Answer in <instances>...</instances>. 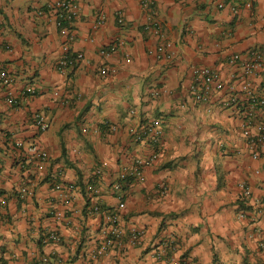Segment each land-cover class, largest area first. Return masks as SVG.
<instances>
[{"label":"crops","instance_id":"0c3cea01","mask_svg":"<svg viewBox=\"0 0 264 264\" xmlns=\"http://www.w3.org/2000/svg\"><path fill=\"white\" fill-rule=\"evenodd\" d=\"M77 1L71 47L84 58L62 71L49 0H0V70L13 77L0 92V264L45 255L58 264H264V144L255 159L243 135L247 93L238 86L200 101L192 91L195 66L228 82L239 70L230 58L264 45V0ZM156 19L170 44L161 58L149 52L162 41L147 28ZM112 43L118 48L102 55ZM250 80L264 97V76ZM230 94L238 102L224 107ZM37 112L48 130H38ZM152 121L159 141L138 139ZM34 144L46 158L29 150ZM153 152L143 179L128 174ZM112 210L121 212L124 245L104 252L103 211ZM135 228L145 231L140 244L131 241Z\"/></svg>","mask_w":264,"mask_h":264},{"label":"built area","instance_id":"2783aa9c","mask_svg":"<svg viewBox=\"0 0 264 264\" xmlns=\"http://www.w3.org/2000/svg\"><path fill=\"white\" fill-rule=\"evenodd\" d=\"M141 4L145 8L151 7L150 0H141ZM236 10V9H235ZM46 11L51 12L57 26L63 35L62 50L63 54L59 59L58 66L60 70L66 71L69 68H73L76 64L84 58V53L78 51L72 53L71 44L76 38V33L73 28L75 19L79 16V3L77 0H49L46 5ZM44 12L40 10L39 13ZM105 15L102 14L100 21L105 19ZM125 19L121 11L118 13V22L124 23ZM147 28L153 29L161 38L162 41L155 48H150L149 52L155 54L158 58L165 55L166 48L170 45L167 42L163 25L159 20H152ZM119 46V43H112L108 46H103L100 49L102 55H109L114 52ZM230 63L239 66V70L232 74L230 81H225L218 70H215L206 65H197L193 68V85L192 91L200 101H205L215 91H223L228 89L232 93L241 86L246 91L247 97L245 118L246 124L243 128V135L246 138L255 159L260 157L259 145L264 144V97L255 95L249 88L251 87V77L254 75L264 76V45H258L246 51L245 53H237L230 58ZM102 72H106L107 68L102 67ZM13 77L8 70H0V92L2 87L11 84ZM25 93H33L34 88L32 86L25 87ZM158 90H153L152 94L159 95ZM55 96L59 95V91L54 92ZM10 102H16V99L11 95L9 97ZM237 97L230 94L223 99L222 104L224 107H230L237 104ZM132 113L135 110L131 111ZM34 121L39 131H46L50 127V123L46 115L42 112H37L34 115ZM144 132V133H143ZM161 135V127L155 121H152L148 126L137 135L138 139L149 138L150 140L159 141ZM19 145L22 142L19 141ZM29 150L37 154L40 158L47 157V151L40 148L38 145H31ZM158 159V154L153 152L147 156L137 157L134 164L128 174L138 179H143V169L146 166L152 165ZM129 170V169H128ZM260 170H257L259 172ZM127 173V172H126ZM117 187L120 188L121 184L117 183ZM245 197L252 198L253 191L251 186L247 183L242 184ZM30 194V189L27 186L21 188V196L24 197ZM257 211L260 214H264V199L257 200ZM3 204L0 200V207ZM94 210L101 212L100 208L95 205ZM105 224L102 228V235L104 240L100 250L107 252L110 249L121 248L124 245L125 230L122 225V215L119 210L103 211ZM145 231L141 228H135L132 232L131 241L133 244H140L143 241ZM48 239L53 241H60V235L56 232H52L48 235ZM171 244H174L175 239H170ZM36 264H58L50 261L48 255L42 256ZM87 264H94L89 262ZM179 264H190V261L186 258L181 259Z\"/></svg>","mask_w":264,"mask_h":264},{"label":"trees","instance_id":"16d2710c","mask_svg":"<svg viewBox=\"0 0 264 264\" xmlns=\"http://www.w3.org/2000/svg\"><path fill=\"white\" fill-rule=\"evenodd\" d=\"M81 186H84V183L83 182H81ZM98 207L100 208V210L102 209V206L98 205Z\"/></svg>","mask_w":264,"mask_h":264}]
</instances>
